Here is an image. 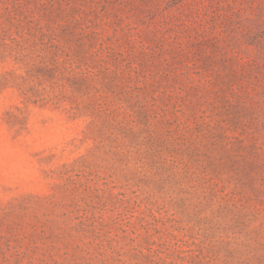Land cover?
Masks as SVG:
<instances>
[{"label":"rangeland","instance_id":"obj_1","mask_svg":"<svg viewBox=\"0 0 264 264\" xmlns=\"http://www.w3.org/2000/svg\"><path fill=\"white\" fill-rule=\"evenodd\" d=\"M255 34L264 0H0V264H264Z\"/></svg>","mask_w":264,"mask_h":264},{"label":"trees","instance_id":"obj_2","mask_svg":"<svg viewBox=\"0 0 264 264\" xmlns=\"http://www.w3.org/2000/svg\"><path fill=\"white\" fill-rule=\"evenodd\" d=\"M250 44L260 47L262 50H264V38H261L258 34H255L251 38ZM249 65L251 69L247 76V99H249L251 107L248 110V114L251 116V118L256 120V132L259 133V137L263 139L264 143V118L261 119L259 113L257 112L258 107H264V60L258 61L252 59L249 61ZM248 127L252 128V126Z\"/></svg>","mask_w":264,"mask_h":264}]
</instances>
